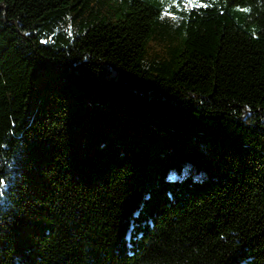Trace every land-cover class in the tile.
Segmentation results:
<instances>
[{
	"label": "trees",
	"instance_id": "trees-1",
	"mask_svg": "<svg viewBox=\"0 0 264 264\" xmlns=\"http://www.w3.org/2000/svg\"><path fill=\"white\" fill-rule=\"evenodd\" d=\"M0 264H264V0H0Z\"/></svg>",
	"mask_w": 264,
	"mask_h": 264
},
{
	"label": "snow or ice",
	"instance_id": "snow-or-ice-1",
	"mask_svg": "<svg viewBox=\"0 0 264 264\" xmlns=\"http://www.w3.org/2000/svg\"><path fill=\"white\" fill-rule=\"evenodd\" d=\"M3 182L2 181H0V184H2Z\"/></svg>",
	"mask_w": 264,
	"mask_h": 264
},
{
	"label": "clouds",
	"instance_id": "clouds-1",
	"mask_svg": "<svg viewBox=\"0 0 264 264\" xmlns=\"http://www.w3.org/2000/svg\"><path fill=\"white\" fill-rule=\"evenodd\" d=\"M3 182V181H2Z\"/></svg>",
	"mask_w": 264,
	"mask_h": 264
}]
</instances>
